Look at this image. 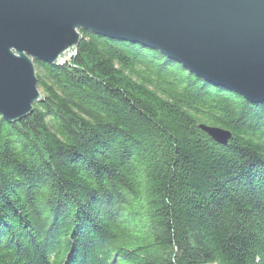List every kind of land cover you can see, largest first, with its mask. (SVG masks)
<instances>
[{"label": "trees", "instance_id": "obj_1", "mask_svg": "<svg viewBox=\"0 0 264 264\" xmlns=\"http://www.w3.org/2000/svg\"><path fill=\"white\" fill-rule=\"evenodd\" d=\"M81 35L35 62L34 113L0 117V264H264V103Z\"/></svg>", "mask_w": 264, "mask_h": 264}, {"label": "water", "instance_id": "obj_2", "mask_svg": "<svg viewBox=\"0 0 264 264\" xmlns=\"http://www.w3.org/2000/svg\"><path fill=\"white\" fill-rule=\"evenodd\" d=\"M81 32L141 45L197 78L264 103V0H0V117L43 102L35 62L75 56ZM227 145L229 131L200 125Z\"/></svg>", "mask_w": 264, "mask_h": 264}]
</instances>
